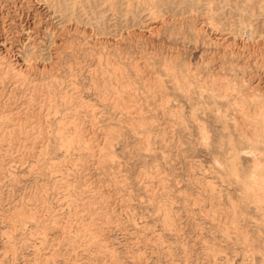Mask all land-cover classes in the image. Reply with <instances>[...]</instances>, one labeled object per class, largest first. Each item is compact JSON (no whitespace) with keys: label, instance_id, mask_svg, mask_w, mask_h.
I'll use <instances>...</instances> for the list:
<instances>
[{"label":"rangeland","instance_id":"1","mask_svg":"<svg viewBox=\"0 0 264 264\" xmlns=\"http://www.w3.org/2000/svg\"><path fill=\"white\" fill-rule=\"evenodd\" d=\"M12 3L0 13L18 19L27 10ZM31 3L42 14L31 10L33 34H21L14 54L33 71L24 81L0 74V264H264V202L244 170L251 162L239 172L226 167L238 133L228 138L216 111L198 110L202 136L185 102L184 125L162 120L140 83L138 104L124 109L103 89L115 61L150 62L164 78L158 59L177 57L194 73L202 52H223L205 46L221 35L240 52L234 68L245 63L237 78L256 74L264 85V0ZM163 20L182 26L150 34ZM200 27L204 38L196 40ZM11 108L27 129L5 132ZM75 125L82 141L106 138L107 156L63 148L61 137L71 139ZM241 149L244 157L248 148Z\"/></svg>","mask_w":264,"mask_h":264},{"label":"bare ground","instance_id":"2","mask_svg":"<svg viewBox=\"0 0 264 264\" xmlns=\"http://www.w3.org/2000/svg\"><path fill=\"white\" fill-rule=\"evenodd\" d=\"M7 1L0 0V11L4 10L6 7L5 2ZM12 5V10H20L21 12L26 8L27 11L24 14L21 12L18 19V13L15 11L10 14L9 12L0 13V40H4L5 42L6 40L10 41L7 43L8 45H4L3 41L0 47V74L24 81L25 78L31 75L33 67L20 60L14 54L16 52L14 48L16 47V43L19 42L18 39L21 38V34L28 37H31V34H33L30 32L32 31L30 18L31 15H34L39 10V7L32 4L31 0H13ZM5 10H9V8ZM37 13L42 14L40 10ZM24 17L26 18L23 19ZM178 25L182 26V22L163 20L157 26L149 27V32L150 34L156 33L155 29L160 26L171 28ZM15 29H19L18 33L14 31ZM4 35L7 39H4ZM194 35L196 40L203 39V28L200 27L195 30ZM221 36H215L210 39L208 45L205 46L220 47L223 52L218 55L212 54L209 58H206V53L202 52L199 65L194 73H190L191 65L186 64L182 68L177 57L163 60L158 59L159 66L163 64L162 75L164 78L160 75L161 70L157 72L150 62L146 61L140 66L138 62L131 64L124 61L121 63L115 61L114 63H110L107 71L109 73L108 83L105 84V81L102 79L104 84L103 89L111 92L110 99H112V104L115 107L124 109L138 104L136 98H138L137 95L140 88H137L135 84L140 83L142 90H145L148 102L152 101L157 104L162 120L175 122L177 119L181 122V125H184L185 122V117L181 114L185 102L190 108V116L188 118L192 122H195L202 136H207L206 120L205 118H199L196 112L200 110L202 116L205 117L210 110L216 111L214 117L224 123L222 133L230 138L232 133L237 132L240 137L239 144H236V147H232L231 149L233 155L230 157L226 167L230 168L231 171L239 172L243 161L249 160L251 164L246 166L244 170L249 175V183L253 184L256 188V190L254 189L256 200L262 203L264 202L263 80L257 77L256 74L252 75L251 73L250 76L247 75V78L245 76L237 78L236 72L241 70L242 73H245V63L242 65L244 68L241 67L240 70L238 68L235 69L238 65L240 52L238 49L232 51V47L230 48L227 44L228 40ZM171 51H173L172 48ZM98 64H100V61H98ZM203 68L205 72L203 70L200 71ZM92 71L94 72L95 70ZM223 108L225 109L223 110ZM228 109L233 113H227ZM16 110V108H11L9 114L5 117L7 121L5 132L7 133L14 134L21 132L31 125L30 122L24 121L25 118H21L19 111ZM39 110L41 112L45 111L43 106ZM135 118L139 119L137 121L138 125H144L143 116ZM131 119L132 121L135 120L133 117ZM166 124H169V122ZM162 127L163 129H168V126ZM143 128L145 127L143 126ZM40 130L41 125H38L37 131ZM60 130L61 132H68L70 129L61 124ZM29 132L31 133L32 130L30 129ZM72 132L74 135L69 140L62 139V134H60L63 148L66 150H74L78 147L84 148L92 157H97L98 160L107 156L109 143L106 141V138L102 139L101 142L82 141L81 129L76 125L72 129ZM228 140L234 142L232 139ZM142 143L144 147H147L149 145L148 137L144 136ZM259 147L263 149L255 153V151L260 149ZM38 148L42 149L38 150L41 153L44 147L43 145H39ZM241 148H248L245 149L244 157L239 154L242 151ZM219 166H222V164L220 163Z\"/></svg>","mask_w":264,"mask_h":264}]
</instances>
